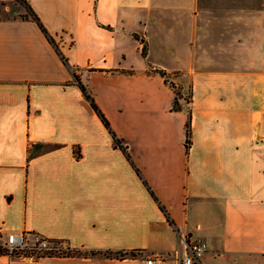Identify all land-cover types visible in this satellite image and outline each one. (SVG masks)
Wrapping results in <instances>:
<instances>
[{
  "label": "crops",
  "instance_id": "0c3cea01",
  "mask_svg": "<svg viewBox=\"0 0 264 264\" xmlns=\"http://www.w3.org/2000/svg\"><path fill=\"white\" fill-rule=\"evenodd\" d=\"M25 1L53 42L0 17V245L80 254L0 264H178L179 234L200 264H264V0ZM156 69L189 89L188 148Z\"/></svg>",
  "mask_w": 264,
  "mask_h": 264
},
{
  "label": "built area",
  "instance_id": "2783aa9c",
  "mask_svg": "<svg viewBox=\"0 0 264 264\" xmlns=\"http://www.w3.org/2000/svg\"><path fill=\"white\" fill-rule=\"evenodd\" d=\"M179 239L184 247L178 264H200V258L205 251L202 241H188L184 234H179ZM3 254L23 260H33L44 256L66 255L71 249L65 243L52 241L42 236H36L29 242L26 233H9L2 245ZM141 264H168L165 256L152 254L140 257Z\"/></svg>",
  "mask_w": 264,
  "mask_h": 264
},
{
  "label": "trees",
  "instance_id": "16d2710c",
  "mask_svg": "<svg viewBox=\"0 0 264 264\" xmlns=\"http://www.w3.org/2000/svg\"><path fill=\"white\" fill-rule=\"evenodd\" d=\"M16 1H18L20 4H22L24 6V8L26 9V14L22 18H30L32 21H34L38 25V27L40 28L42 33L46 36V38L50 42H53V39L48 34V32L46 31L45 27L41 23L40 19L34 13V11L29 6V4L25 0H16ZM141 53H142V56H144V57L146 56V48H145V46L142 47V52ZM63 61L66 62V60L64 58H63ZM156 72H158L160 75H162L164 77V80L167 83L169 82L168 81V75L169 74L166 71H164L162 69H156ZM75 78L77 79V75L76 74H75ZM78 84H79V87L82 90L85 98L90 102V105L95 110V112L97 113V115L99 116V118L101 119L103 124L112 133V136L114 138L115 144L117 146H119L123 150V152L125 153L126 157L130 160L129 154L127 153L124 145L122 144L121 140L119 138H117L115 136V134L112 132V130L110 129V126H109L107 120L105 119L104 115L102 114L100 109L95 104L94 99L91 96V94L88 92L87 88L80 81H78ZM169 85L172 87L173 92H174V97L172 99V107H171V109L172 110H176V111L180 110V109H182L181 100L184 99L187 102H189L190 101V95H188V97H183V93L181 91V87L180 86H175L172 82H169ZM185 134H186L185 146H186V148H188L189 143H190V138H189L190 137V113H189V111H188L187 120H186V123H185ZM132 165H133V163H132ZM133 167L139 173V170L134 165H133ZM156 201H157V199H156ZM160 208L164 211V213L168 217L165 208L162 205H160ZM0 254H3V250H1V248H0ZM71 254H80V252L74 250V251H71V252L67 253L66 255H71ZM89 254L94 255V254H99V252L90 251ZM100 254H104L106 256H110L111 255L109 252H106V251L102 252ZM113 256L116 257V258H124L126 256V252L119 251V252L114 253Z\"/></svg>",
  "mask_w": 264,
  "mask_h": 264
},
{
  "label": "rangeland",
  "instance_id": "374dc122",
  "mask_svg": "<svg viewBox=\"0 0 264 264\" xmlns=\"http://www.w3.org/2000/svg\"><path fill=\"white\" fill-rule=\"evenodd\" d=\"M24 6L20 4L16 0H12L10 2H3L0 4V17L1 18H16V17H23L25 13L20 12V9H23ZM183 93V97H188L189 89L186 87L181 88ZM188 111V102L184 99L181 100Z\"/></svg>",
  "mask_w": 264,
  "mask_h": 264
}]
</instances>
